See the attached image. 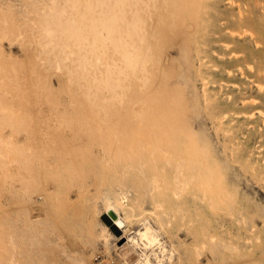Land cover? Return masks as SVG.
Masks as SVG:
<instances>
[{"label":"rangeland","instance_id":"1","mask_svg":"<svg viewBox=\"0 0 264 264\" xmlns=\"http://www.w3.org/2000/svg\"><path fill=\"white\" fill-rule=\"evenodd\" d=\"M150 1L138 54L89 74L86 0H0V264H141L119 246L148 224L165 264H264V0Z\"/></svg>","mask_w":264,"mask_h":264},{"label":"bare ground","instance_id":"2","mask_svg":"<svg viewBox=\"0 0 264 264\" xmlns=\"http://www.w3.org/2000/svg\"><path fill=\"white\" fill-rule=\"evenodd\" d=\"M148 1H150V0H115L114 1L115 13L113 15V20L110 21L107 19L100 18L99 15H100L101 4L99 2H93L91 0H86V2L88 4L87 5L88 7H86V9H89V11L91 10L90 13H92L94 15L92 18V21H93L94 26H95V34L93 37H91V43L87 44L84 41H82L78 44V49L81 52L85 53V59H86V61H85L84 57H82L81 62L78 63V66L81 67V69L87 71L89 74H91V72L93 70H89L88 67H93V66L97 67L98 66V67H105V68L110 69V66L115 65L119 59L124 58L127 61L128 58L124 57V55H123L124 51L126 52L127 50H129L132 53L138 54V53H136L135 50H136V48H139V46L136 47L138 44L135 46L136 40L134 38L136 36L143 35V39H144L145 36L149 35L148 34L149 30H150V32H152L151 29H149V28H151L150 26L152 25L151 18L154 17L155 15L153 16L154 13H153L152 9L148 7L149 4L147 5ZM151 1L153 2L154 0H151ZM156 2L158 3V0H155V3ZM157 3H156V5H157ZM164 5L165 4H163L162 6H164ZM162 6H160V8ZM155 11H157V10H155ZM86 18H87L86 15H84L83 20L85 22H86ZM138 39H140V38H138ZM145 43H146V41H145ZM88 46H90V48ZM144 47H145V44H144ZM66 51H68L67 47H66ZM138 52H140V51H138ZM141 53H144V51H141ZM147 54H148V52L147 53L145 52L146 56H148ZM87 55L90 58H87ZM145 55H144V57L146 58ZM140 56H142V55L140 54ZM155 57L158 58L156 54H155ZM89 59L91 60V62L88 61ZM146 61H148V59ZM144 63H145V61H144ZM146 65H147V68L145 71L147 73H151V69L149 71L148 67L149 66L152 67V65L150 64L149 61L146 62V64L144 66H146ZM131 66H134V65H131ZM152 68H154V67H152ZM133 69L134 68H132V70ZM136 69H137V67L135 66L134 71H136ZM92 75L93 76L91 77V79L94 80L93 81L94 88H97V87L101 88V87L106 86L107 81H106V79H103V76H102V78L98 77V78H100V80H95L97 78V76L94 74H92ZM108 214L111 217L116 216V214L113 210H109ZM102 217H103L105 222H107L111 227H113V229H115L117 231V233H115V234H118V232H121V229L119 230L114 225L119 220L120 221L122 220L126 223L128 221V219H130V217H131V212H127L126 216L122 219H121V217L119 218V216L114 218V221L112 223H110L106 214L102 215ZM125 226H127V225L125 224ZM149 227H151V226H149V224L144 225L143 230L139 229L135 235L133 234L134 236H131L130 238L126 239V241L119 246V248H121L123 250H124V248H127V251L125 252V254H126L125 256L129 257L130 255H133L132 257H134V259H137V261L142 262L141 264H145L146 260H150V256L147 255L146 252H144L142 256L137 255L134 250L137 246H139L138 240H140L144 246L147 243V241L141 240L140 234L143 233ZM152 230L155 233H157L156 230H154V229H152ZM122 234H123V229H122ZM121 238H125V236H122ZM154 255H155V252H154ZM156 256H158V255H156ZM131 260H133V259H131ZM129 264H130V262H129ZM134 264H136V263H134Z\"/></svg>","mask_w":264,"mask_h":264},{"label":"clouds","instance_id":"3","mask_svg":"<svg viewBox=\"0 0 264 264\" xmlns=\"http://www.w3.org/2000/svg\"><path fill=\"white\" fill-rule=\"evenodd\" d=\"M126 201V197L121 196L120 203L123 204ZM109 208H111V203L109 202ZM119 224L120 222L117 221ZM121 227H123L122 224H120ZM141 235V240L142 241H147L145 244L146 248H159L160 250V255L159 257L156 258V264H165L164 262V257L166 255L167 250L164 248L160 236L155 233L151 227L147 228ZM168 264H171L172 257L171 255L167 256ZM145 264H151L150 260H146Z\"/></svg>","mask_w":264,"mask_h":264},{"label":"water","instance_id":"4","mask_svg":"<svg viewBox=\"0 0 264 264\" xmlns=\"http://www.w3.org/2000/svg\"><path fill=\"white\" fill-rule=\"evenodd\" d=\"M112 230L114 231V233H117V231L115 229L112 228Z\"/></svg>","mask_w":264,"mask_h":264}]
</instances>
